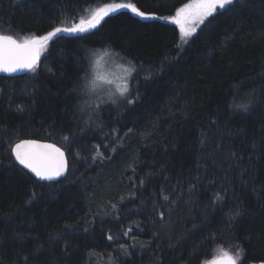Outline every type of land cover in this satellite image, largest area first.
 Returning a JSON list of instances; mask_svg holds the SVG:
<instances>
[{
  "label": "trees",
  "instance_id": "trees-1",
  "mask_svg": "<svg viewBox=\"0 0 264 264\" xmlns=\"http://www.w3.org/2000/svg\"><path fill=\"white\" fill-rule=\"evenodd\" d=\"M187 1L0 0V33L45 34L110 3H131L145 14L168 17ZM218 13L171 63L165 57H177L178 26L118 9L86 43L58 34L41 54L37 74H0V264H24V256L27 264H90L92 251L111 264H202L220 249L235 255L237 246L245 250L237 264L264 261V0H239L232 10ZM81 43L85 47L77 49ZM105 44L137 67L131 88L140 100L123 111L101 109L102 128L84 126L80 120L90 113H77L74 120L79 94L68 91L79 83L73 61L78 56L87 64L90 52ZM162 62L168 64L164 71ZM237 84L242 93L256 90L249 113L228 107ZM25 89L34 95L22 94ZM17 105L25 110L18 112ZM72 131L78 139L71 153L80 151L87 159H72L65 149L71 170L62 185L41 186L10 164V147L19 139L64 147L59 137ZM94 145L106 157L102 162L91 161ZM222 186L228 189L222 206L208 207ZM33 193L35 201L27 204ZM241 201L246 216L232 234L221 228V220ZM114 203L116 210L110 208ZM206 211L210 222H203ZM125 229H131L128 237L122 235ZM133 237L136 247L125 256L119 245H132ZM37 246L43 250L33 257Z\"/></svg>",
  "mask_w": 264,
  "mask_h": 264
},
{
  "label": "snow or ice",
  "instance_id": "snow-or-ice-1",
  "mask_svg": "<svg viewBox=\"0 0 264 264\" xmlns=\"http://www.w3.org/2000/svg\"><path fill=\"white\" fill-rule=\"evenodd\" d=\"M239 4V0H188L181 7L176 8L175 14L168 17H155L153 15L145 14L140 11L134 4L131 3H113L106 4L103 7L96 8L91 12L87 18L80 17L78 22H72L71 26H55L50 31L45 34L36 35L28 34L19 37H14L10 34L0 33V72L3 73H16L27 71L29 73L37 74L39 64L41 62V53L45 52L46 48L49 47V42L54 41V38L58 37V34H72L71 38L80 40L82 42H87L88 38L94 34V30L98 29L101 22L109 13L115 12L117 9H130L132 13L137 16L148 20V19H165L171 21L179 28V43L177 44V57L169 58L165 57L169 63L174 62L185 50V45L190 46V37L197 32V29L202 25L205 28L211 24L210 17L214 14H219L218 10L230 11ZM60 24H64V18L61 17ZM85 43L77 45V49L84 48ZM223 47V45H222ZM111 45L105 44L103 52L99 50H92L90 52V59L87 64L81 62L78 56H75L73 61L74 71L79 73L76 80L79 83L74 82L73 86L68 90L70 94H79L78 98L73 102V119H76L77 113H85L86 111L90 113L89 115L83 117L80 120V124L84 126L94 125L96 128H102L103 124L99 122V113L103 107L116 108L119 111L124 109L132 108L140 100V94L137 92L132 95V88L128 80H126L123 85H116L115 89L112 90L108 87L112 85L113 81L107 79L104 75L100 74L96 69L102 66L104 59L110 55ZM209 58L213 53H208ZM63 56V52H61ZM122 59H127L121 56ZM130 67L126 68L125 76L135 79L133 73L138 75V69L133 64L132 60L127 61ZM60 67H64L63 64ZM168 67V64L162 62L161 71H164ZM48 72L51 73L52 69L49 68ZM148 78H146L147 80ZM139 85L137 84V88ZM255 89L249 93H242L240 91L239 84L233 86L232 100L229 102L228 107L234 110H240L244 113H249L251 105L253 103V94ZM24 95H34V93H29L26 89L23 91ZM87 97L85 99L84 97ZM93 98L95 103H93ZM18 112H23L25 109L20 105H17ZM94 117L96 119H94ZM84 127H79V132H84ZM117 130L113 129L112 132L115 134ZM132 129L128 130L131 133ZM125 134V136L128 135ZM78 139V132L72 131L67 135H62L59 140L63 142L64 147H58L56 143L41 142L38 139H19L13 146L10 147L9 152V162L13 167L22 166L23 169H27L28 173L31 174L30 179L34 180V183H40L41 186H46L48 188L53 187L55 184H63V182L69 181V171L71 170L70 159L66 155V150L71 153V146ZM264 140V137H262ZM203 144V140L201 141ZM259 144L253 142V150L259 149ZM106 148L107 145H104ZM117 150L116 147L112 148V151ZM72 159L81 160L87 159L81 156L80 151L71 153ZM235 157V153H231ZM14 157V160L11 159ZM106 157L104 153L100 150V145H94L91 147V161L96 162L98 159L102 162ZM200 167V165H197ZM163 167V166H162ZM243 171V170H242ZM149 176L154 175V173H149ZM60 178V179H58ZM147 181V177L140 181L139 186H143ZM43 182H52L44 184ZM195 185H190L189 189L194 190ZM227 187L222 186L221 190L214 193L211 201L208 202V207L216 208L222 206V202L225 200L227 195ZM163 201L169 202L170 196L167 194H162ZM36 199V193L26 201L27 204H32ZM121 197V201H123ZM174 203V201H172ZM112 210L118 208V204L114 203L110 205ZM155 208V205H154ZM107 215V213H105ZM161 219H163L164 213H160ZM246 216V208L243 202H239L236 207L230 209L226 217L221 220V228L226 229L230 233L234 234L235 229L243 221ZM2 218V217H0ZM203 222H210V214L205 212V220ZM139 226L138 222H134ZM66 227H72V225H66ZM90 228L85 227L84 231L88 232ZM131 229H125L122 233L123 236L128 237L130 235ZM109 240H114L116 237L109 235L107 237ZM21 243L24 241V237H18ZM133 239V244H120L119 249L123 255L127 256L130 254L129 250L132 247H136L135 237ZM147 242H140L139 246L141 248L145 247ZM3 241H0V245ZM67 247V245H65ZM169 247H175L174 244L169 243ZM42 247L37 246L33 249L31 255L33 257H38L42 252ZM195 254V250L192 253ZM245 255V250L242 246H237L235 255L231 254L229 251L220 249V255L213 256L210 260H203L202 264H237L241 261ZM24 264H27L28 256L22 258ZM264 264V261L261 262Z\"/></svg>",
  "mask_w": 264,
  "mask_h": 264
},
{
  "label": "rangeland",
  "instance_id": "rangeland-1",
  "mask_svg": "<svg viewBox=\"0 0 264 264\" xmlns=\"http://www.w3.org/2000/svg\"><path fill=\"white\" fill-rule=\"evenodd\" d=\"M110 4H113V3H110ZM99 7H103V6H99ZM75 22H77V21H75ZM97 50L103 52L104 48H98ZM110 52H112V55L106 57L104 59V61L102 62V66L99 67L98 69H96V71H98L100 74L104 75L107 79H110L113 81L112 85L105 86V87H108V88L114 90L116 85H118V84L123 85V83L126 80H128L130 85H131L132 79L125 76L126 68L130 67L131 65H128L127 61L122 60V58H120L121 56L118 53L116 54L115 52H113L111 50H110ZM43 53L44 52H42L41 54H43ZM84 98L87 99L86 96ZM93 103H95L94 98H93ZM102 109H104V111L107 109L108 112H109V110L110 111L118 110L116 108H111V107H103ZM99 116H100V113H99ZM128 149L129 148H127L126 150L128 151ZM129 162L130 161H128L126 163H129ZM129 169H130V171L133 169V166L130 163L126 167V170H129ZM100 210H103V208H101ZM102 212H104V211H102ZM130 242H131V240H130ZM89 260H90V264H111V261H112L111 259L104 257V256H102L96 252H93V251L89 253Z\"/></svg>",
  "mask_w": 264,
  "mask_h": 264
},
{
  "label": "water",
  "instance_id": "water-1",
  "mask_svg": "<svg viewBox=\"0 0 264 264\" xmlns=\"http://www.w3.org/2000/svg\"><path fill=\"white\" fill-rule=\"evenodd\" d=\"M27 71H22V72H16V73H3V72H0V74H4V75H13V76H18V75H22V74H24V73H26ZM24 139H34V138H24ZM38 140H41V139H38ZM18 142V141H17ZM41 142H47V143H54V142H52V141H48V140H41ZM16 143V142H15ZM14 143V144H15ZM13 144V145H14ZM58 147H60L59 145H57ZM67 155V154H66ZM13 160H14V157H13ZM21 168H22V166H20ZM25 171H27L28 172V170L27 169H24ZM30 174V173H29ZM31 175V174H30ZM58 179H60V178H58Z\"/></svg>",
  "mask_w": 264,
  "mask_h": 264
},
{
  "label": "bare ground",
  "instance_id": "bare-ground-1",
  "mask_svg": "<svg viewBox=\"0 0 264 264\" xmlns=\"http://www.w3.org/2000/svg\"><path fill=\"white\" fill-rule=\"evenodd\" d=\"M22 139H24V138H22ZM17 142V141H16ZM13 146V145H12ZM96 189V188H95Z\"/></svg>",
  "mask_w": 264,
  "mask_h": 264
}]
</instances>
